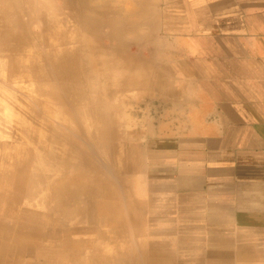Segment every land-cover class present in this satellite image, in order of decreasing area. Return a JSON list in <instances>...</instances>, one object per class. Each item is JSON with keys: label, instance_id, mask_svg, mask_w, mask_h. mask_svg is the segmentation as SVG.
Masks as SVG:
<instances>
[{"label": "crops", "instance_id": "obj_1", "mask_svg": "<svg viewBox=\"0 0 264 264\" xmlns=\"http://www.w3.org/2000/svg\"><path fill=\"white\" fill-rule=\"evenodd\" d=\"M89 7L118 41L95 43L112 56L101 86L148 105L134 173L149 194L140 210L165 233L151 264H264V0Z\"/></svg>", "mask_w": 264, "mask_h": 264}, {"label": "rangeland", "instance_id": "obj_2", "mask_svg": "<svg viewBox=\"0 0 264 264\" xmlns=\"http://www.w3.org/2000/svg\"><path fill=\"white\" fill-rule=\"evenodd\" d=\"M91 2L0 0L1 174L26 175L24 167L20 166L25 163L23 154L28 149L41 147L53 137L58 140L53 146L61 155L60 160L63 154L67 157L65 153L71 148L70 153L79 161L89 160V165L83 162L82 168L78 169L89 175L97 174L101 181L108 184L104 193H100L99 189H94L95 192L89 193V196L80 190L75 192L76 201L71 202V209L78 207L76 212L71 209H67L66 213L45 211L41 206L37 210L40 217L37 224L45 227L46 237L52 238L45 242V249L31 245L28 251L10 240V245L6 243L1 248L0 264H69L74 259L78 264L80 260L87 261V264H134V259H141L138 264H151L150 259L153 255L155 259L156 250H162L160 246H154L165 242V233L156 230L160 218L149 214L147 204L145 210L139 208V203L149 194L140 182L141 177L134 173L135 145H139L143 137L140 136V129L148 123L145 117L148 105L140 103V97L136 96L138 91L131 88L119 90L115 86L107 87L110 91L105 94L107 88L99 87L101 92L94 96L90 92L93 83L101 86L104 77L101 66L112 59V56L108 57L96 48L95 43L105 47L118 43L116 39L107 37L109 25H104L100 17L89 16L90 10H94L89 7ZM98 10L102 13L101 6ZM113 27L110 29L117 31V25ZM76 35L90 42L73 40ZM61 69L68 76L64 82L59 78ZM76 90L82 95L75 104ZM50 93L58 99L56 102L49 96ZM95 100L99 101V108L105 109L108 114L102 121L97 120L92 109L87 117L77 111L78 108L84 110L98 106ZM102 125L106 126L103 134L102 128L99 130ZM87 127L90 129L87 130ZM28 159L32 161L30 156ZM51 161L53 163L48 164L50 168L43 165L44 172L55 165ZM63 164L60 163L61 168ZM67 166L64 173H73ZM57 167L58 164L53 168ZM51 177L53 179V174ZM48 183V187L58 184L56 180ZM47 186L42 183L33 195L25 193L23 187H15L13 190L18 193V198H22L17 203V209L24 206L36 209L35 205L39 202L49 204L51 195ZM72 188L76 189V184ZM95 188L100 187L96 185ZM28 200L30 204L27 205ZM100 202L106 204L103 213L97 208ZM8 208L6 202H0V215ZM11 212L7 211L1 222L12 224V219L17 218L20 211L10 215ZM101 216L105 219L103 222H100ZM3 234L0 233V237ZM61 236L68 241L64 242ZM61 251L66 256H59ZM74 251L77 253L74 254ZM158 264H166L165 258H161Z\"/></svg>", "mask_w": 264, "mask_h": 264}, {"label": "bare ground", "instance_id": "obj_3", "mask_svg": "<svg viewBox=\"0 0 264 264\" xmlns=\"http://www.w3.org/2000/svg\"><path fill=\"white\" fill-rule=\"evenodd\" d=\"M72 55H74V54H71V56ZM61 70L59 71L60 72L59 73V76H60L59 78H60V80H62L64 82V79H67L68 76H67V73H65V71L63 69H61ZM62 76L64 78H62ZM64 84H67V83H64ZM102 85H104V84H102ZM92 87H93V90L90 91V92H91V94L93 96L96 95V94H99L101 92L99 87H102V86H98V85L93 83ZM104 93L107 94L108 92L106 91ZM81 95H82L81 91L76 90V92L74 93V99L72 98L73 100H75L74 101L75 104L79 102V99L81 98ZM49 96H51L53 98V100H55V102L58 100L55 97V95H53L52 93H50ZM95 98H97V97H95ZM94 103L98 105L99 101L95 100ZM103 103L104 102L102 101V104ZM100 105H101V103H100ZM91 109H92V112L95 113V116H96L97 120H101L102 121V119L106 117L105 115H108L107 113H105V109L103 110V109H101V107L99 108V105L98 106H91V107H88L87 109H84V110L78 108L77 111L80 114H83V117H84V113H85V117H87V115L89 116V114L91 112ZM68 122H69V119H68ZM77 125H79V124H77ZM104 125H102V127L99 128V130L102 128L101 129L103 131L102 134L105 133V127L106 126H104ZM87 128H86L87 130L90 129L89 127H87ZM67 130L69 131V129H67ZM79 130H80V128H79ZM72 131L73 130H71V132ZM76 131H77V128H76ZM54 142L58 143V140L56 138L50 137L49 141L46 140L45 143L41 147H36V148H33V149L26 150V153L23 154V156H25V163L23 165H20L21 168H22V166L24 167V169H25L24 173L26 171V175L20 176V175H14V174H11V173H8V172H4L5 174H1L2 172H1V169H0V202H6L8 204V207H9L5 211L4 214L0 215V233L4 232L3 236L0 237V251H1V248L6 245V243L9 244L10 240L16 242V244H18L19 246L26 248L25 250H28V251H30L29 249H30L31 245H36V247H40L42 249H45V246H44L45 242H49V240H51L52 238L51 237L50 238L46 237L47 233L45 232V227H42V225H38L37 224V223H40V220H39L40 217L38 216L39 212L37 210H39V208L41 206L44 207L45 211H54V212H58V213L59 212H65V211H67V209H71L72 208L71 207L72 206L71 202L72 201H76L75 200L76 197L74 196L75 192L77 193V191L79 192V190H80V192H83L85 195L87 194L89 196V193H94L95 192L94 189H99L100 193H103V188L106 189V187L101 186V184H102L101 180L102 179H101V177L99 175H97V174L96 175H89V174H86L84 171H82L83 169L82 170L78 169V167L82 168L83 162L84 163L86 162L87 165H89V160L87 158H85L83 161H81V160L79 161L77 158L72 156V154L70 153V149L71 148H69L68 149V153H65V154H67V157L63 154V156L65 158L61 157V160H60L59 156H61V155L56 151L55 147L53 146ZM59 145H60V142H59V144H57V146H59ZM12 154H15V153L12 152ZM29 156L32 159V161H30L28 159ZM3 159H5V157ZM51 160L54 161L55 165L58 164V167L56 169L53 168L55 166L54 164H53L52 168L49 169L51 165H48V164L49 163H53ZM61 162L64 163L62 168L60 167V163ZM0 163L2 164L1 161H0ZM43 165L44 166L48 165L49 166L48 169L50 171L49 170L47 171L45 169L46 171L44 172V169H42ZM61 166H62V164H61ZM66 166H67V168L72 169V171H74V172L73 173H64V169H66L65 168ZM88 167L89 166H87V169H86L87 171L89 170ZM40 169L42 171H40ZM52 174H53V179L51 177ZM55 180L58 182L57 185H55L53 183V185H51L49 187L47 186V185H49V183L47 184V181L54 182ZM42 183H43V186L44 187L47 186L49 191H50L51 200H50L49 204L44 205L43 203L39 202V204L37 203L35 205V207L36 206L38 207L36 209L26 208L27 206L26 207L24 206V208L17 209V207L19 206V205H17V203L19 202V199L21 197L18 198V195H17L18 193L14 191L15 190L14 188L16 187V189H19L20 187H23L24 190H25L24 191L25 193H27V194L31 193L33 195L34 193L37 192V188L40 187ZM4 184L7 185L6 186L7 188L1 186V185H4ZM74 184H76V189L72 188ZM96 185L99 186L100 188H95ZM29 198L31 199L32 196L29 197ZM29 200H28L27 205L30 204L31 200L30 201ZM97 205H98L97 208L100 211H102V213H103V210H105V207H106L105 202H100ZM77 208L78 207H76L75 209L77 210ZM75 209L74 210L71 209V211L72 212L73 211L76 212ZM18 210L20 211L19 216L17 218H15V219H12V224L1 222V219H4L7 216V211L8 212L12 211L10 213V215H11V214H14V212L17 213ZM103 220H104V218H103V216H101L100 222H103ZM70 229H75V228L71 227ZM71 231H74V230H71ZM10 233L13 234V235H11ZM47 239H49V240H47ZM61 239L64 240V242L68 241L67 239H63L62 236H61ZM32 242H34V243H32ZM46 246H47V244H46ZM64 247H66V246H64ZM64 249L62 250L63 252H65ZM62 251L60 253L58 252V255L59 256H66V254H64ZM75 252L76 251H74L73 253L75 254ZM75 260L76 259H74L73 263H69V264H76L77 261H75ZM81 263L82 264H87V261L80 260L79 264H81ZM64 264H67V262H65Z\"/></svg>", "mask_w": 264, "mask_h": 264}]
</instances>
